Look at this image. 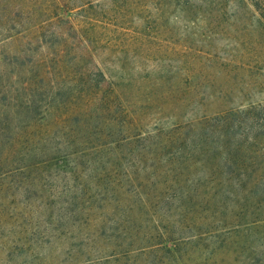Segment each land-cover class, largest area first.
<instances>
[{"label":"rangeland","instance_id":"rangeland-1","mask_svg":"<svg viewBox=\"0 0 264 264\" xmlns=\"http://www.w3.org/2000/svg\"><path fill=\"white\" fill-rule=\"evenodd\" d=\"M0 0V264H264V0Z\"/></svg>","mask_w":264,"mask_h":264},{"label":"trees","instance_id":"trees-1","mask_svg":"<svg viewBox=\"0 0 264 264\" xmlns=\"http://www.w3.org/2000/svg\"><path fill=\"white\" fill-rule=\"evenodd\" d=\"M252 4L256 7H259V2L258 0H252Z\"/></svg>","mask_w":264,"mask_h":264}]
</instances>
